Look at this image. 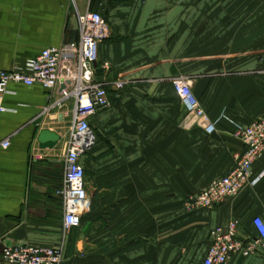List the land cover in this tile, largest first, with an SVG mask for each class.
<instances>
[{
    "label": "crops",
    "instance_id": "0c3cea01",
    "mask_svg": "<svg viewBox=\"0 0 264 264\" xmlns=\"http://www.w3.org/2000/svg\"><path fill=\"white\" fill-rule=\"evenodd\" d=\"M87 2L80 0L82 11ZM105 17L110 37L99 47L98 77L127 86L91 120L92 206L67 235L64 264H203L211 231L233 220L243 240L257 237L264 176L211 209L186 203L232 172L245 151L234 133L264 118V0H119ZM77 39L70 0H0V70H24L45 49ZM177 77L192 85L212 134L185 125ZM49 95L41 85L12 83L0 102L7 110L0 113V264H9L7 247H52L63 238L55 192L73 101L45 118ZM41 127L60 141L41 144ZM253 171L262 173L264 161ZM230 264H264V249Z\"/></svg>",
    "mask_w": 264,
    "mask_h": 264
},
{
    "label": "built area",
    "instance_id": "2783aa9c",
    "mask_svg": "<svg viewBox=\"0 0 264 264\" xmlns=\"http://www.w3.org/2000/svg\"><path fill=\"white\" fill-rule=\"evenodd\" d=\"M78 14V39L60 47L45 49L38 57L30 60L24 70H0V102L8 93L12 83L27 87L41 85L48 90V103L42 108L41 116L62 110L73 101L68 126V140L64 155L62 185L55 195L62 202L63 238L52 247L21 245L7 247L3 260L9 264H64L67 235L80 227L83 218L90 212L92 202L88 193L87 167L85 158L96 142L91 120L111 105L110 96L119 97L126 89L122 81L99 80L97 64L99 47L110 37L109 23L105 10L119 0H88L82 11L80 0H70ZM97 5L99 9H95ZM178 97L187 108L185 125H198L208 134L214 125L205 113L192 85L184 77L173 80ZM0 107V113L6 112ZM64 119V118H63ZM63 119L61 122H64ZM234 137L245 147L243 154H236V165L227 176L213 181L208 188L188 200V210L211 209L237 197L248 186H255L264 176V171L255 176V164L264 161V118L240 127ZM7 140L2 147L7 149ZM253 226L257 237L243 240L239 235L240 221L233 220L227 227H217L210 233V246L203 264H230L235 256L249 258L264 249V220L255 217Z\"/></svg>",
    "mask_w": 264,
    "mask_h": 264
},
{
    "label": "water",
    "instance_id": "95a60500",
    "mask_svg": "<svg viewBox=\"0 0 264 264\" xmlns=\"http://www.w3.org/2000/svg\"><path fill=\"white\" fill-rule=\"evenodd\" d=\"M113 100H114V97L110 96V101L112 102ZM38 141L43 145H46L49 143H56L60 141V136L55 132L42 129L41 127L40 132L38 134Z\"/></svg>",
    "mask_w": 264,
    "mask_h": 264
},
{
    "label": "rangeland",
    "instance_id": "374dc122",
    "mask_svg": "<svg viewBox=\"0 0 264 264\" xmlns=\"http://www.w3.org/2000/svg\"><path fill=\"white\" fill-rule=\"evenodd\" d=\"M85 221H86V218H85V219H83V222H82V224H83V223H85ZM82 224H81V225H82Z\"/></svg>",
    "mask_w": 264,
    "mask_h": 264
},
{
    "label": "trees",
    "instance_id": "16d2710c",
    "mask_svg": "<svg viewBox=\"0 0 264 264\" xmlns=\"http://www.w3.org/2000/svg\"><path fill=\"white\" fill-rule=\"evenodd\" d=\"M95 8V7H94ZM86 160H87V156H86V158H85V164H86ZM82 222H83V220H82ZM82 224V223H81Z\"/></svg>",
    "mask_w": 264,
    "mask_h": 264
}]
</instances>
